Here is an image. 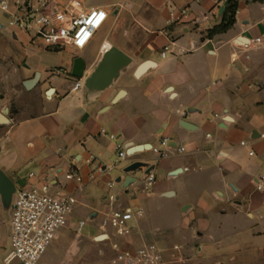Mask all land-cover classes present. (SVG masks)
<instances>
[{
    "label": "crops",
    "instance_id": "obj_1",
    "mask_svg": "<svg viewBox=\"0 0 264 264\" xmlns=\"http://www.w3.org/2000/svg\"><path fill=\"white\" fill-rule=\"evenodd\" d=\"M230 1L237 4L235 24L209 38ZM110 6L97 7L108 13L103 27L111 16L119 19L106 28L99 48L75 51L74 59L85 62L78 90L65 63H10L15 55L0 49V171L21 188L31 173L34 182L45 177L53 192L77 200L54 242L62 253L71 239L72 257L49 263L45 254L40 264H85L92 252L85 239L98 240L99 224L84 240L66 233L83 218L100 223L112 194L118 197L114 206L143 210L124 246L157 243L169 264L174 246L183 248L190 264H264V192L255 186L264 176V0H122L113 13ZM173 9H187L189 16L171 23ZM0 31L39 51L37 42L1 22ZM113 49L129 62L116 63L117 57L101 63ZM37 75L38 83L27 88ZM163 139L171 141L166 158L152 151ZM116 145L129 153L121 163ZM175 146L186 152L178 154ZM136 147L144 149L130 152ZM134 163L142 167L124 173ZM100 164L104 172L97 171ZM123 164V175L113 181ZM73 169L81 183L66 179ZM148 170L156 182L146 193ZM127 177L134 182L125 186ZM5 209L0 196V213ZM9 222L6 241L0 239V264L10 249Z\"/></svg>",
    "mask_w": 264,
    "mask_h": 264
},
{
    "label": "built area",
    "instance_id": "obj_2",
    "mask_svg": "<svg viewBox=\"0 0 264 264\" xmlns=\"http://www.w3.org/2000/svg\"><path fill=\"white\" fill-rule=\"evenodd\" d=\"M0 14L8 19V29L15 33H23L32 43L41 41L48 49L82 51L92 42L95 34L105 24L108 13L102 8L85 9L80 0H0ZM189 16L188 10L170 11L171 23L182 22ZM261 43L260 39L254 44ZM168 51L165 48L163 56ZM56 74H64L58 70ZM81 87L76 80L74 90ZM104 134V131H102ZM115 141L116 137L110 135ZM171 141L163 139L152 151L161 158L168 156ZM117 162L128 158L129 153L122 145L115 147ZM178 154H184L186 148L175 146ZM253 154V153H252ZM94 159L91 158L89 163ZM117 167L114 164L110 169ZM106 167L99 165L97 171L104 172ZM36 175L29 174L25 187L15 191L10 204V249L5 258L6 264H40L50 246L57 240L62 230L68 227L74 213L77 200L71 195L55 193L51 183L40 177L34 182ZM68 181L82 182L78 169L71 170ZM156 182L152 174L146 175L143 191L148 193ZM109 184V188L114 187ZM258 191L264 192V176L255 180ZM110 209L102 215L97 227L100 238L112 245L113 256L99 264H169L165 258L166 250L157 243L139 247H127L133 235L132 221L143 215L142 209H132L118 204L114 194L108 197ZM86 227L85 221H79L76 232L80 235ZM201 250L198 251L200 253ZM191 259L183 253L181 246L172 248L170 264H190Z\"/></svg>",
    "mask_w": 264,
    "mask_h": 264
},
{
    "label": "rangeland",
    "instance_id": "obj_3",
    "mask_svg": "<svg viewBox=\"0 0 264 264\" xmlns=\"http://www.w3.org/2000/svg\"><path fill=\"white\" fill-rule=\"evenodd\" d=\"M118 1H122V0H84L86 6L88 7H94L97 8L98 6L104 5L106 3H111L112 6H110L108 9L111 11V13H113L115 11L116 8L113 9V4L117 3ZM121 18L120 20H122L124 17L121 14L120 15ZM115 17L111 16L109 18V20L107 21L106 25L104 27H102L96 34L95 37L93 38V41L91 42L90 46L88 47L89 50L91 49H98L99 46L101 45V43L103 42L105 36H106V28L109 26V24H112L115 21ZM119 20V19H118ZM116 20V21H118ZM0 22L5 26V28L7 29L8 27V19L0 14ZM1 34V31H0ZM6 38V37H5ZM3 38L2 36H0V40L2 41V44H0V49L2 51H4V55L6 57H8V55L10 57H14L12 56V54L15 55V57L13 58V60L10 61V63H14L15 60H18L19 63H25V61H27V59H29L31 62L34 63H65L62 68L65 70H68L69 73H71L72 71V64H73V59L74 56L77 55V53L74 50L71 49H65V50H54V49H48L46 48L43 43L41 41H38V45L37 48L39 49V51H35L32 50L31 48H25L23 47V45L16 41V40H7ZM12 52V54H10V52ZM82 52H80L79 54H81ZM69 84V82H68ZM114 163H116V161H114ZM126 167V164L120 165L117 170H115L112 174V180L116 181L119 176L123 175V169ZM137 177H140V174H137ZM13 183L15 184V188L16 190L21 188V184L18 183V181L16 179L12 180ZM15 190V191H16ZM12 202V199H11ZM11 202L5 203L6 209L4 210L5 212H1L0 213V239L1 241H6L7 239V233H8V222L10 221V204ZM163 209L167 210V207H163ZM93 219H91L92 221ZM83 221L86 222V227L84 228V230L82 231L81 235L79 237L80 240H84V237H89L91 236V234L93 233V230L97 227V224H99L97 222H89L87 220V218H83ZM79 234L76 232V230H69L66 233V236H70V238H75L76 236H78ZM101 235L98 234L97 239L100 237ZM87 247H89L91 249V256L89 258V260L85 261V264H99L102 261H105L109 258L112 257V255H108V251H109V245L106 244V242H104L103 240H87ZM85 241V242H86ZM58 245L53 243V245L48 249L44 260H48L49 263L53 262V261H57L59 258L62 259V261L66 260L69 257H72L73 253H72V243H71V239H67L66 243L64 244V247L62 249V253L57 249ZM7 250H8V246H7Z\"/></svg>",
    "mask_w": 264,
    "mask_h": 264
},
{
    "label": "water",
    "instance_id": "obj_4",
    "mask_svg": "<svg viewBox=\"0 0 264 264\" xmlns=\"http://www.w3.org/2000/svg\"><path fill=\"white\" fill-rule=\"evenodd\" d=\"M117 57H118V61L116 63H128L129 62V59L126 56L122 55L117 50L113 49L105 53L101 63H113ZM144 70H145V67L140 68L137 71V76L141 75L144 72ZM84 74H85L84 60L82 58H75L73 62V68L71 71L72 78L75 80H82L84 78ZM38 81H39V75L36 76L35 80L28 82L26 84V87L31 88L35 86L38 83ZM122 94L123 93H121V95ZM184 127H187V125L186 126L184 125ZM143 149L144 147H136V148H133L130 152L141 151ZM141 167H142L141 163H134L130 165L129 167H127L124 173H131V172L137 171ZM150 172L151 170H148L146 172V175H149ZM124 182H125V186H128L129 184L134 182V179L131 177H127ZM15 190L16 188H15V184L13 183V181L9 179L5 175V173L0 171V196L4 203L9 204L11 202V199L13 197V194L15 193ZM99 240H102V238H100Z\"/></svg>",
    "mask_w": 264,
    "mask_h": 264
},
{
    "label": "trees",
    "instance_id": "obj_5",
    "mask_svg": "<svg viewBox=\"0 0 264 264\" xmlns=\"http://www.w3.org/2000/svg\"><path fill=\"white\" fill-rule=\"evenodd\" d=\"M237 13V4L230 1V6L226 9V12L223 15V22L221 25L210 31L208 34L209 38L221 33L227 32L234 24L235 17Z\"/></svg>",
    "mask_w": 264,
    "mask_h": 264
},
{
    "label": "flooded vegetation",
    "instance_id": "obj_6",
    "mask_svg": "<svg viewBox=\"0 0 264 264\" xmlns=\"http://www.w3.org/2000/svg\"><path fill=\"white\" fill-rule=\"evenodd\" d=\"M76 58H80V56L76 57ZM75 60V59H74Z\"/></svg>",
    "mask_w": 264,
    "mask_h": 264
},
{
    "label": "bare ground",
    "instance_id": "obj_7",
    "mask_svg": "<svg viewBox=\"0 0 264 264\" xmlns=\"http://www.w3.org/2000/svg\"><path fill=\"white\" fill-rule=\"evenodd\" d=\"M103 240V239H102Z\"/></svg>",
    "mask_w": 264,
    "mask_h": 264
}]
</instances>
